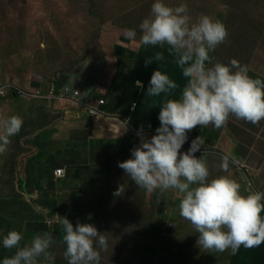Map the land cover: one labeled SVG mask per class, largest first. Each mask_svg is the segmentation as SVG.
Returning a JSON list of instances; mask_svg holds the SVG:
<instances>
[{
	"label": "clouds",
	"instance_id": "1",
	"mask_svg": "<svg viewBox=\"0 0 264 264\" xmlns=\"http://www.w3.org/2000/svg\"><path fill=\"white\" fill-rule=\"evenodd\" d=\"M188 12L186 3L170 7L165 0H154L149 17L138 25L140 42L167 46L186 83L178 98H167L179 85L160 69L153 72L146 95L166 97L158 114L160 126L150 138L139 130L140 145L118 167L148 193L175 190L181 196L179 215L199 233L197 244L205 250L235 254L241 246L251 248L264 242V192L245 195L241 185L228 176L210 179L206 161L195 155L204 144L201 136L191 140L187 151L180 150L188 142V132L198 125L219 129L229 117L252 124L264 120V80L249 76L247 66L235 59L213 64L210 53L226 40L227 29L208 15L193 21ZM123 35L134 39L137 32L125 28ZM164 59L162 52L155 54V61ZM152 62L146 60V64ZM136 85L142 87L139 80ZM22 125L23 119L16 115L0 119V154ZM220 159L219 167L225 172L236 163L229 154ZM61 223L67 264H101L100 253L108 248L105 235L91 223L77 222L73 227L67 218ZM22 239L16 230L0 237V247L15 249L0 264H55L50 251L55 241L50 233L37 234L24 244Z\"/></svg>",
	"mask_w": 264,
	"mask_h": 264
},
{
	"label": "rangeland",
	"instance_id": "2",
	"mask_svg": "<svg viewBox=\"0 0 264 264\" xmlns=\"http://www.w3.org/2000/svg\"><path fill=\"white\" fill-rule=\"evenodd\" d=\"M153 2L0 0V85L13 83L30 91H46L64 79L72 87L91 94H95V89L104 90L106 86L105 91L111 90L108 91L109 97L111 93L121 95V90L112 92L111 82L116 71L114 45L134 50L139 48L141 32L138 25L149 17ZM165 3L170 7L186 3L193 21L201 15L219 19L228 36L210 53L212 63L228 64L235 59L240 65L247 66L249 76L264 80V0H165ZM125 28L135 29L137 36L126 38L123 35ZM172 58H168L165 65L170 66ZM139 65L137 68L133 63L138 70ZM175 71V78H178L180 68L177 65ZM176 82L178 84V80ZM148 86L138 91L139 95L144 93V99L150 97L146 95ZM177 92L176 89L167 98L175 99ZM130 98L133 96L127 95L118 108L121 110L128 105ZM165 99L161 94L157 97L156 106L146 105L147 110H137L136 106L135 112H138L131 115L132 119L136 116V120L143 117L142 122L146 121L141 112H151L155 107L159 113ZM197 136L205 139L201 151L196 153L201 158L210 154L221 157L223 153L214 148L219 138L225 144L227 141L239 143L238 153L231 156L238 163L230 166H237V169L241 166L247 170L243 174L246 193L264 192V120L252 124L229 117L226 125L219 129L211 125L200 128L198 125L188 132L187 145ZM131 138V133L126 132L124 139L127 144ZM148 194L120 168L110 194L109 217L97 228L108 241V248L100 253L101 264H153L158 261L156 257L163 254L156 250V245L173 242V238L175 242L173 233L169 240L165 236L156 239L146 235L148 203L142 197ZM169 255L189 256L188 253Z\"/></svg>",
	"mask_w": 264,
	"mask_h": 264
},
{
	"label": "crops",
	"instance_id": "3",
	"mask_svg": "<svg viewBox=\"0 0 264 264\" xmlns=\"http://www.w3.org/2000/svg\"><path fill=\"white\" fill-rule=\"evenodd\" d=\"M57 84L70 85L64 79ZM105 88L95 89V94L86 92L87 100L104 98L107 103L99 108L102 116L98 117H91L73 100L17 94L0 97V119L12 115L23 119L20 132L10 138L6 151L0 154V237L16 230L21 232L24 244L35 235L48 232L55 241L50 249L55 264H67L63 256L62 219L67 218L73 227L77 222L101 227L109 217L110 194L120 171L118 162L131 158L130 150L141 142L139 130L119 112L120 97L113 93L109 97L110 89ZM144 131L148 138L155 135V130ZM126 132L132 135L129 144L124 139ZM216 145L214 148L223 154L238 153L237 142L225 144L219 138ZM188 147L185 143L180 151ZM220 158L214 154L203 158L209 178L228 176L241 185V192L246 195L243 184L246 169L229 166L225 172L219 167ZM58 168L64 169L62 176L55 175ZM142 199L148 203L146 235L156 239L165 236L168 240L171 233L176 235L175 242L173 238V242L156 245V250L163 254L153 264L230 263L233 255L230 250H205L197 244L199 233L179 215L181 196L175 190L157 189ZM14 252L15 249L0 247V259ZM169 253H188L190 260L187 255Z\"/></svg>",
	"mask_w": 264,
	"mask_h": 264
},
{
	"label": "trees",
	"instance_id": "4",
	"mask_svg": "<svg viewBox=\"0 0 264 264\" xmlns=\"http://www.w3.org/2000/svg\"><path fill=\"white\" fill-rule=\"evenodd\" d=\"M113 49L116 56V71L111 84L113 90H121V95L117 96V98L120 97L118 104H120V102L123 104L122 100H124L127 95L133 96V98H130L131 102L128 105L123 106L120 111L125 114L128 123L133 128L137 130H155L160 126V122L158 120L159 113L156 112L155 107L151 109V112H141L144 116H146V121L142 122L143 117H141L139 121L136 120V116L133 119L131 117L132 114L138 112H135L136 106L137 110H147L145 107L146 105L147 107L149 105L156 106L155 102L157 101V97L150 96L149 98L144 99V93L139 95L138 91L141 90L145 85L149 84L148 82L150 81L153 72L157 69H160L163 73L168 74L171 79L178 80L179 88H177L178 92L176 94V98H178L180 90L185 85L186 79L182 76L181 70L179 71L178 78H175L176 64L174 62V57L172 58V56L168 54L167 46L161 48L159 46H145L140 43L139 48L136 50L124 48L119 45H114ZM157 52H162L164 54L165 59L163 60V63L158 64L154 59H152L153 62L150 64H146V62H144V60H149L151 57L155 56ZM170 57L172 58L170 61V66H167L165 65V62ZM133 63L136 64V67L138 64H141L139 65L140 69L138 70L134 68ZM133 77L135 78L132 79ZM137 80L142 83V87H138L136 85ZM132 103H135L136 106L131 111L130 107ZM106 104L107 103L105 102L103 107H106ZM262 215H264V213H262ZM229 264H264V242H262L259 246H254L251 248H245L241 246L239 250L232 255Z\"/></svg>",
	"mask_w": 264,
	"mask_h": 264
},
{
	"label": "built area",
	"instance_id": "5",
	"mask_svg": "<svg viewBox=\"0 0 264 264\" xmlns=\"http://www.w3.org/2000/svg\"><path fill=\"white\" fill-rule=\"evenodd\" d=\"M25 91V92H24ZM21 91L17 85L13 83H3L0 85V96L9 97L12 94L24 95L28 98H49V99H59V100H73L80 107L85 108L87 113L91 117L102 116L100 107L105 104L104 98L96 99L94 101L87 100L88 94L84 91H81L77 88L72 87L71 85L66 84H52L48 90H24ZM136 104L132 103L130 110L132 111L135 108ZM196 155V154H195ZM64 174L63 168H58L55 170L56 176H62Z\"/></svg>",
	"mask_w": 264,
	"mask_h": 264
}]
</instances>
